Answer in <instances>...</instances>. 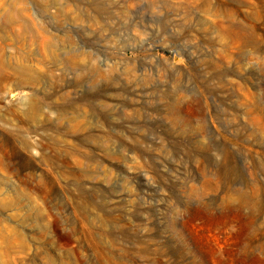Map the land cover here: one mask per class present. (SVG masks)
<instances>
[{
	"label": "rangeland",
	"instance_id": "obj_1",
	"mask_svg": "<svg viewBox=\"0 0 264 264\" xmlns=\"http://www.w3.org/2000/svg\"><path fill=\"white\" fill-rule=\"evenodd\" d=\"M0 46V264H264V0H0Z\"/></svg>",
	"mask_w": 264,
	"mask_h": 264
},
{
	"label": "bare ground",
	"instance_id": "obj_2",
	"mask_svg": "<svg viewBox=\"0 0 264 264\" xmlns=\"http://www.w3.org/2000/svg\"><path fill=\"white\" fill-rule=\"evenodd\" d=\"M8 62H9V59H8V57L4 58V51H2L1 46H0V71L2 69L1 66L8 64ZM231 222L232 221L230 219L223 220L221 225H220L221 230L222 231H226V230L228 231Z\"/></svg>",
	"mask_w": 264,
	"mask_h": 264
}]
</instances>
